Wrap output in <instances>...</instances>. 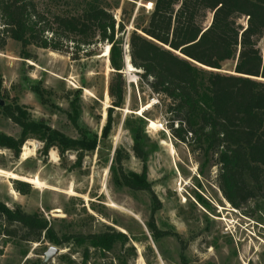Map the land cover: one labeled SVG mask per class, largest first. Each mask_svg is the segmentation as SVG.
Listing matches in <instances>:
<instances>
[{"label":"rangeland","instance_id":"1","mask_svg":"<svg viewBox=\"0 0 264 264\" xmlns=\"http://www.w3.org/2000/svg\"><path fill=\"white\" fill-rule=\"evenodd\" d=\"M36 1L41 7L47 3ZM134 1L125 2L128 10ZM135 5L125 46L134 18L151 8V3L143 0H136ZM114 13L121 17L120 9ZM240 22L246 23V19ZM107 46L99 44L92 56L84 54L79 59L36 46L28 47L29 58H25L21 44L14 40H8L0 50L1 133L20 136V127L2 113L5 106L17 102L35 120L78 138L79 131L69 117L72 102H76L80 105V125L98 136L97 147L84 151L82 160L74 150L61 156L51 148L46 154L43 142L36 138L25 142L19 156L0 148V201L27 212L40 210L59 236L111 229L127 234L129 242L124 247L118 243L106 257L93 254L92 260L99 263L112 260L119 264L117 256L126 254L128 264H183V259L190 264H264V195L240 209L227 201L218 186L219 167L213 160L205 162L203 156L192 153L187 143L172 134L169 100L152 91L140 77L141 70L124 68L125 104L115 109L111 133L101 139L112 106L108 93L112 68L103 56ZM259 47L264 49V37ZM234 67L235 60H228L221 71L232 73ZM37 90L49 93L39 94ZM151 121L157 126L151 127ZM136 126L145 134L148 181L162 204L155 214L156 224L161 230L178 233L185 248L174 235L158 240L152 236L148 227L152 211L149 191H133L115 181L111 164L116 149L126 156V170L143 171L144 163L133 151L131 128ZM7 172L18 176L13 178ZM32 177H38L40 184L25 180ZM15 180L26 182L29 192L17 191ZM52 246L59 253L44 263L45 253ZM132 246L135 255H128L126 249ZM82 251L83 247L75 244L55 245L46 238L40 242L0 238V264H59L64 254L80 261Z\"/></svg>","mask_w":264,"mask_h":264},{"label":"trees","instance_id":"2","mask_svg":"<svg viewBox=\"0 0 264 264\" xmlns=\"http://www.w3.org/2000/svg\"><path fill=\"white\" fill-rule=\"evenodd\" d=\"M134 0H47L39 6L36 0H0V50L8 40L21 44L22 55L36 46L71 54L73 59L92 56L99 44L110 46L112 74L108 93L112 106L101 139L111 133L113 113L125 104L126 82L123 78L125 56L141 70L140 77L153 92L169 100L167 112L172 134L219 167L218 186L227 201L240 209L264 195V0H143L150 10L136 16L128 33L127 24L136 7ZM144 7V6H143ZM121 10L118 19L114 10ZM241 18L246 23L240 22ZM235 60L232 73L223 72V63ZM39 94L49 93L37 90ZM3 115L21 129L19 137L0 132V148L19 156L30 138L43 142L44 152L56 148L63 156L98 145V136L79 123L80 105L72 102L69 117L79 131L73 138L52 128L43 120H35L24 105L17 102L3 108ZM125 120V123L127 124ZM141 122L144 123L142 119ZM175 124L177 126L175 127ZM133 151L143 163V171L135 173L124 166L126 156L116 149L111 170L115 181L130 190H147L151 194L152 211L148 227L155 240L174 235L182 247L178 233L161 230L155 221L162 207L147 176L145 134L131 128ZM26 182L15 180V189L29 192ZM0 238L40 242L43 238L55 245L75 244L83 247L80 261L61 256L59 264H114L92 260L93 254L106 257L119 243L129 242L127 234L115 229L94 233H65L59 236L40 211L27 212L11 208L0 201ZM91 250L93 252H91ZM135 255V248H127ZM127 255H118L119 264H128ZM183 264H190L183 259Z\"/></svg>","mask_w":264,"mask_h":264},{"label":"bare ground","instance_id":"3","mask_svg":"<svg viewBox=\"0 0 264 264\" xmlns=\"http://www.w3.org/2000/svg\"><path fill=\"white\" fill-rule=\"evenodd\" d=\"M109 51H110V46L108 45L107 46V48H106V50H105V52H104V54H103V56H105L106 58H107V60L109 61V59H108V56H109ZM128 59L130 60V58L129 57H126V65H125V67H126V69L129 71V70H133V69H135L134 68V66L133 65H131V62H129L128 61ZM127 62H128V65H127ZM127 71V72H128ZM150 107V106H149ZM151 127H156L157 126V124L154 122V121H151ZM26 149V148H25ZM171 153H174V147L172 146L171 147ZM26 154V153H25ZM28 154V153H27ZM55 155L56 154H54V157H55ZM2 171V170H1ZM11 177H13V178H16L18 175L17 174H15V173H10V172H7ZM25 180H28L29 182H31V183H33L35 186L36 185H39L40 184V180H39V178L38 177H35V178H31V179H29V178H25Z\"/></svg>","mask_w":264,"mask_h":264},{"label":"water","instance_id":"4","mask_svg":"<svg viewBox=\"0 0 264 264\" xmlns=\"http://www.w3.org/2000/svg\"><path fill=\"white\" fill-rule=\"evenodd\" d=\"M125 63H126V59H125ZM58 253H59V249L57 247L55 246L50 247L49 250L45 253L43 262L44 263L50 262Z\"/></svg>","mask_w":264,"mask_h":264},{"label":"built area","instance_id":"5","mask_svg":"<svg viewBox=\"0 0 264 264\" xmlns=\"http://www.w3.org/2000/svg\"><path fill=\"white\" fill-rule=\"evenodd\" d=\"M125 50L127 51V46H125Z\"/></svg>","mask_w":264,"mask_h":264}]
</instances>
